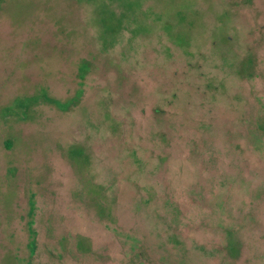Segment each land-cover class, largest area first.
<instances>
[{
    "label": "rangeland",
    "instance_id": "374dc122",
    "mask_svg": "<svg viewBox=\"0 0 264 264\" xmlns=\"http://www.w3.org/2000/svg\"><path fill=\"white\" fill-rule=\"evenodd\" d=\"M0 264H264V0H0Z\"/></svg>",
    "mask_w": 264,
    "mask_h": 264
},
{
    "label": "trees",
    "instance_id": "16d2710c",
    "mask_svg": "<svg viewBox=\"0 0 264 264\" xmlns=\"http://www.w3.org/2000/svg\"><path fill=\"white\" fill-rule=\"evenodd\" d=\"M55 104H56V105H58V106H60V104H59V103H57V102H55ZM61 106H63V105H61Z\"/></svg>",
    "mask_w": 264,
    "mask_h": 264
}]
</instances>
